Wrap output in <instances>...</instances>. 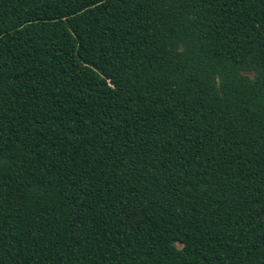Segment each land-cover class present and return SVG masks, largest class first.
I'll use <instances>...</instances> for the list:
<instances>
[{
    "label": "trees",
    "instance_id": "1",
    "mask_svg": "<svg viewBox=\"0 0 264 264\" xmlns=\"http://www.w3.org/2000/svg\"><path fill=\"white\" fill-rule=\"evenodd\" d=\"M0 264H264V0H0Z\"/></svg>",
    "mask_w": 264,
    "mask_h": 264
}]
</instances>
